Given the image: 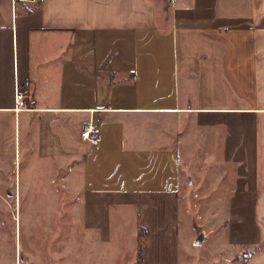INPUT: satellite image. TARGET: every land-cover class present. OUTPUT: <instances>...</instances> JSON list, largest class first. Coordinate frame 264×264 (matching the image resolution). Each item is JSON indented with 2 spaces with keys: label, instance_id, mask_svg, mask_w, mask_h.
<instances>
[{
  "label": "crops",
  "instance_id": "crops-1",
  "mask_svg": "<svg viewBox=\"0 0 264 264\" xmlns=\"http://www.w3.org/2000/svg\"><path fill=\"white\" fill-rule=\"evenodd\" d=\"M181 157L204 160L219 231L184 213ZM52 179L122 256L110 264H264V0H0L12 264L34 224L50 240Z\"/></svg>",
  "mask_w": 264,
  "mask_h": 264
},
{
  "label": "rangeland",
  "instance_id": "rangeland-1",
  "mask_svg": "<svg viewBox=\"0 0 264 264\" xmlns=\"http://www.w3.org/2000/svg\"><path fill=\"white\" fill-rule=\"evenodd\" d=\"M1 11H4V14L8 13L9 6L7 3L3 4ZM184 150H186V148H184ZM182 153L187 157L188 153ZM207 163H211V161ZM203 164V159L189 160L187 158L182 160L181 157L182 171L185 172L182 193L185 201L183 202L184 205L182 208L184 213L188 215V219L191 218L192 215L198 217L200 221L197 225L198 229L205 227L207 221H210V219L216 216V227H218L219 231L220 227H224L226 209L222 207L213 208L208 205L207 199H209L211 195V190L212 195H214V183H212L206 173L202 171L204 169ZM196 167L201 169L202 174L199 173L200 171L196 170ZM55 180L52 179V184H54V186H52L51 192L50 240L48 234L45 233V246H43L41 238L43 224H34L31 230L32 232L29 233V243H26V237L24 239L25 249L24 252H21L20 264H110L113 259L115 262L119 260L122 257L121 255V257H110L109 253L114 247L112 248L109 242L99 239L93 230L86 228L85 225L81 223L82 207L78 204L79 202L77 201L75 190L67 187L69 190H67L65 194V190L61 192L60 188L65 189L66 187L61 185L59 181L57 182L58 179ZM215 195H217L216 190ZM1 208L0 212L6 223L2 225L3 233L0 237V252L2 255L0 257H2V264H12L13 233L12 222L8 213V209L10 210V208L6 206H2ZM34 211L38 212L39 209L36 208ZM60 219L61 223H59ZM125 223L127 222L125 221ZM20 232L22 239V235H24L22 226H20ZM194 234L197 236V231H194ZM201 235L203 238V232ZM123 238L131 239L128 234H125ZM191 240H193V237ZM122 242L125 243L127 240L122 239ZM186 242L187 240L181 241V248L182 246L183 248L186 246ZM140 245L141 240L138 244V250H140ZM185 251H188L187 247H185ZM205 253L206 251L204 249H199L198 251H193L191 254L202 255ZM204 261L203 256L201 258L198 257L197 260L194 261L193 258H189L184 254L180 264H204Z\"/></svg>",
  "mask_w": 264,
  "mask_h": 264
},
{
  "label": "built area",
  "instance_id": "built-area-1",
  "mask_svg": "<svg viewBox=\"0 0 264 264\" xmlns=\"http://www.w3.org/2000/svg\"><path fill=\"white\" fill-rule=\"evenodd\" d=\"M15 92H14V110H18L19 108L23 107L22 103H23V98H22V93L20 91H17V87L15 88ZM92 128V124L89 123L87 125V127L83 130L82 134L85 137H89V132ZM93 141L97 140L96 138H92Z\"/></svg>",
  "mask_w": 264,
  "mask_h": 264
}]
</instances>
